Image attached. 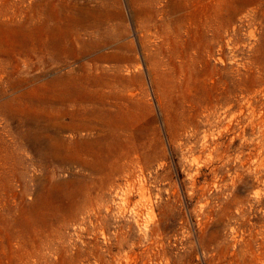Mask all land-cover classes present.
Masks as SVG:
<instances>
[{
  "label": "rangeland",
  "instance_id": "374dc122",
  "mask_svg": "<svg viewBox=\"0 0 264 264\" xmlns=\"http://www.w3.org/2000/svg\"><path fill=\"white\" fill-rule=\"evenodd\" d=\"M0 264H264V0H0Z\"/></svg>",
  "mask_w": 264,
  "mask_h": 264
},
{
  "label": "bare ground",
  "instance_id": "6f19581e",
  "mask_svg": "<svg viewBox=\"0 0 264 264\" xmlns=\"http://www.w3.org/2000/svg\"><path fill=\"white\" fill-rule=\"evenodd\" d=\"M119 50H120V48H119ZM26 53L28 56L31 55V53H29L28 50L26 51ZM129 57L130 56H126L124 61H127ZM129 59H131V58H129ZM78 80H80V79H78ZM83 83H84V81H83ZM84 85H86V84H84ZM83 90H84V88L82 89V91ZM73 96H74V94L71 95L68 93H65V94L63 93V94H61V96H59V104H58L59 107L56 106L57 103H55V101H54V104H52V106H50L55 110L58 109V112H59V115L57 113V117L53 116V115L48 117L50 122L55 121L52 125H46V124L42 125L43 121L41 119L34 120L35 123H33V124L29 120L24 121V122H26L25 125H30V126L36 125V127H38L37 130L29 127L28 133L24 134V140L28 141V143H30L32 145V147L34 148V151L36 153V156L38 157V160H40L41 163H43V164H45L44 161L45 160L48 161L49 158H53L55 161H58L57 157L61 154V148L65 144L68 143L67 140H65L62 136L63 131L70 132L71 135H73V136L75 134L81 133L82 131H87L88 133H91L92 131L96 130V126H98V124H99V122H97L94 119V117L97 114L96 113H95L96 115L90 114L91 111L88 107V104L91 102L89 101V99L83 100L82 98L79 99L78 97L76 98ZM69 106L72 107L71 108L72 110H70V108H68ZM93 107H94V105H93ZM50 111H52V109ZM41 116H43V115H41ZM66 119L70 120V123H68L67 125L64 124V120L66 121ZM119 133H120L119 125L114 124L113 125L114 136H118ZM93 140H96V139H90V138L80 139V138H78L75 141L77 142L78 147L80 148V150H79L80 153L79 152L78 153L82 156V157H80L81 159H80L79 164L83 168L88 169L91 173L97 174L98 172L101 171V169L96 168L93 164V160L95 159V155L93 154V145H95L96 142H98V140L97 141H93ZM53 142H55L56 144H54ZM76 157H77V155H76ZM83 157H87V159H84ZM58 162L60 163V165L66 164L65 162H61V160ZM82 208L83 207H80L81 210H82Z\"/></svg>",
  "mask_w": 264,
  "mask_h": 264
}]
</instances>
